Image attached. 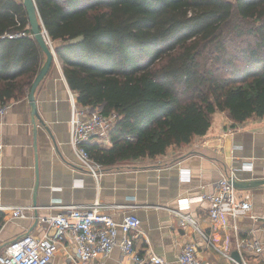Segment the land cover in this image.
<instances>
[{
  "label": "trees",
  "instance_id": "trees-1",
  "mask_svg": "<svg viewBox=\"0 0 264 264\" xmlns=\"http://www.w3.org/2000/svg\"><path fill=\"white\" fill-rule=\"evenodd\" d=\"M35 2L78 104L119 116L110 147L86 145L104 167L184 147L218 112L264 118V0ZM45 59L23 2L0 0V105L27 97Z\"/></svg>",
  "mask_w": 264,
  "mask_h": 264
},
{
  "label": "crops",
  "instance_id": "crops-1",
  "mask_svg": "<svg viewBox=\"0 0 264 264\" xmlns=\"http://www.w3.org/2000/svg\"><path fill=\"white\" fill-rule=\"evenodd\" d=\"M71 94L77 98L55 52L52 67L35 94L41 122L34 117L29 94L9 102L0 117V205L27 208L21 218L0 214V254L25 235L42 238L49 234L45 219L66 213V207L98 202L122 207L107 211L117 222L127 214L141 220L135 248L143 257L154 254L168 264H179L183 247L193 242L204 264H234L224 253L250 264H264V245L261 253L237 248L238 240L264 243V185L237 188L251 197L253 206L238 219L237 229L230 218L214 222L205 198L215 192L227 172L233 171L238 181H264V118L236 124L218 112L207 134L192 143L156 158L104 167L102 175L95 177L82 166L71 144ZM93 143L111 146L97 139ZM189 200V206L183 205ZM178 211L191 215L199 230L177 216ZM122 236L119 231L118 239ZM50 264L134 262L124 258L117 246L105 259L82 263L76 259V243L69 236Z\"/></svg>",
  "mask_w": 264,
  "mask_h": 264
},
{
  "label": "built area",
  "instance_id": "built-area-1",
  "mask_svg": "<svg viewBox=\"0 0 264 264\" xmlns=\"http://www.w3.org/2000/svg\"><path fill=\"white\" fill-rule=\"evenodd\" d=\"M48 45L53 48V42L45 32ZM25 32L7 34L9 39L25 37ZM72 118L70 121L71 144L82 164L95 177H100L104 166L95 161L88 152L86 145L94 140H100L104 145L112 144L110 133L117 125V113L106 115L100 108L81 106L76 96L71 94ZM9 104L0 105V117L5 115ZM234 172L224 173L215 186V192L205 197L211 205L210 217L216 223L224 218H230L237 229L238 219L252 211L251 197L240 194L234 185ZM191 201L183 205L189 206ZM110 209H121V206L108 207L101 203L66 207V213L45 219L51 232L42 238L25 235L9 243L0 254V264H50L58 248L67 237L76 243V259L89 263L96 259L109 257L115 247H120L122 255L134 264H168L162 257L152 255L143 257L135 248V240L140 234L141 220L134 214H127L121 222H117L108 214ZM27 208L5 207L0 205V214L21 218ZM177 216L192 224L197 230L196 221L191 215L175 212ZM119 231L123 236L119 240ZM1 234V232H0ZM264 243L257 240H238V251L261 253ZM234 264H250L244 259L237 260L232 255L224 253ZM179 264H204L198 257L196 243H187L179 257Z\"/></svg>",
  "mask_w": 264,
  "mask_h": 264
},
{
  "label": "water",
  "instance_id": "water-1",
  "mask_svg": "<svg viewBox=\"0 0 264 264\" xmlns=\"http://www.w3.org/2000/svg\"><path fill=\"white\" fill-rule=\"evenodd\" d=\"M23 5L26 9L28 14V19L30 23V28L35 40L38 42L40 47L42 48L43 52L45 53L46 59L41 67L38 75L36 76L33 85L31 87L29 93V101L31 104V108L34 114L35 119H38L41 122V118L37 111V105L35 100V94L37 88L39 87L40 83L44 80L48 72L50 71L52 64L55 60V50L53 51L52 48L48 45L45 39V28L43 26L42 20L40 18V14L38 11L37 4L35 0H23ZM103 111V107H101ZM47 131L49 132L48 128L46 127ZM234 185L239 189H248L253 187H258L264 185V181H238L234 180Z\"/></svg>",
  "mask_w": 264,
  "mask_h": 264
},
{
  "label": "rangeland",
  "instance_id": "rangeland-1",
  "mask_svg": "<svg viewBox=\"0 0 264 264\" xmlns=\"http://www.w3.org/2000/svg\"><path fill=\"white\" fill-rule=\"evenodd\" d=\"M19 1L23 2V0H19Z\"/></svg>",
  "mask_w": 264,
  "mask_h": 264
}]
</instances>
